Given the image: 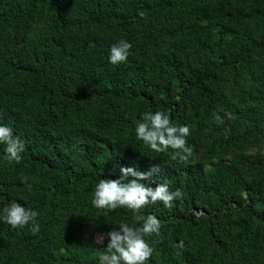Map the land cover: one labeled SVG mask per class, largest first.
<instances>
[{"label": "trees", "instance_id": "16d2710c", "mask_svg": "<svg viewBox=\"0 0 264 264\" xmlns=\"http://www.w3.org/2000/svg\"><path fill=\"white\" fill-rule=\"evenodd\" d=\"M149 111L190 128L188 164L137 139ZM0 124L25 143L19 164L0 144V213L40 225L0 219V264H99L137 213L94 207L96 184L152 163L183 196L139 213L161 222L147 264H264V0H0Z\"/></svg>", "mask_w": 264, "mask_h": 264}, {"label": "clouds", "instance_id": "9594fccd", "mask_svg": "<svg viewBox=\"0 0 264 264\" xmlns=\"http://www.w3.org/2000/svg\"><path fill=\"white\" fill-rule=\"evenodd\" d=\"M143 17L145 13L139 12ZM132 44L127 40H119L110 49L109 62L113 65L127 62ZM215 122L223 123L219 114L214 113ZM231 118L230 113H225ZM136 137L143 141L153 152H166L169 148L173 150L172 160L181 164H188L193 154V149L188 145L187 137L191 134L187 125L177 126L172 123L170 116L163 111L145 112L136 124ZM0 144L5 145V160L9 163L22 162V153L25 150V143L19 136L14 135L13 129L7 125L0 124ZM162 167L160 163H152L146 172L138 171L133 167H122L120 179H100L94 189L92 204L94 207L107 211H114L118 208H127L137 213L133 216V225L127 223L119 225L107 234H100L96 238L98 244H102L105 235L109 237L106 251L98 257L99 264H147L151 258L153 248L146 238L159 235L161 222L155 215H141V210L149 204L163 202L171 208L177 198L183 194L178 188L170 191L166 182L156 183L153 179L159 178ZM134 177L130 182L124 183L127 176ZM148 181L147 184L141 181ZM22 182L27 184L28 178L22 177ZM150 182V183H149ZM156 184L153 187V184ZM30 187V185H29ZM38 211L25 207L18 202H12L0 213V219L10 225L13 229L24 228L31 223V233L37 234L40 225L36 223ZM137 223L139 227L135 226ZM179 248L184 247L180 241Z\"/></svg>", "mask_w": 264, "mask_h": 264}]
</instances>
